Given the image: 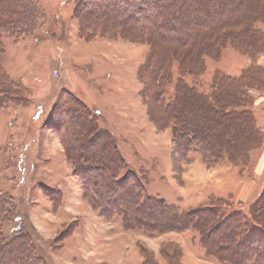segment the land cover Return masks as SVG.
Instances as JSON below:
<instances>
[{"label":"rangeland","instance_id":"obj_1","mask_svg":"<svg viewBox=\"0 0 264 264\" xmlns=\"http://www.w3.org/2000/svg\"><path fill=\"white\" fill-rule=\"evenodd\" d=\"M75 1L36 0L45 14L36 30L25 24L24 34L3 38L0 66L29 93V104L0 108V203L16 216L1 223L4 238L27 235L44 264H143L144 256L152 264H170L162 249L180 254L179 264H221L206 254L194 230L150 236L100 217L85 200L52 129L53 113L73 95L110 132L132 171L147 180L148 194L182 212L215 199L246 213L264 189V143L247 167L229 162L208 167L198 155L174 162L171 131H161L150 119L141 96L139 69L150 47L112 36L84 41L74 19ZM257 27L264 31V24ZM255 62L264 67V54ZM253 63L228 46L219 60L207 59L203 76L185 81L210 93L215 72L238 77ZM173 74L169 97L180 78L177 67ZM253 109L264 134V93L257 94Z\"/></svg>","mask_w":264,"mask_h":264},{"label":"trees","instance_id":"obj_2","mask_svg":"<svg viewBox=\"0 0 264 264\" xmlns=\"http://www.w3.org/2000/svg\"><path fill=\"white\" fill-rule=\"evenodd\" d=\"M232 1L237 0L75 1L74 19L84 41L112 36L150 47L139 69L141 96L150 119L161 131H171L174 162L198 155L208 167L222 162L247 167L262 149L264 134L253 108L257 94L264 93V67L255 62L264 54V31L257 27L264 24V0ZM42 19L36 0H0V53L4 36L24 34L25 24L34 32ZM228 46L249 56L253 65L238 77L215 72L210 93L186 83V77L203 76L207 59L219 60ZM175 67L180 78L169 97ZM28 94L0 66V108L25 106ZM73 97L55 109L52 129L85 200L100 217L119 219L126 232L150 236L194 230L206 254L221 264H264V189L246 213L215 199L182 212L148 194L147 180L132 171L110 132ZM10 217L16 218L0 203V264H44L27 235L4 238L1 223L14 221ZM167 246L177 249L176 243ZM161 254L179 264L180 254L164 249ZM144 258L143 264H152Z\"/></svg>","mask_w":264,"mask_h":264},{"label":"crops","instance_id":"obj_3","mask_svg":"<svg viewBox=\"0 0 264 264\" xmlns=\"http://www.w3.org/2000/svg\"><path fill=\"white\" fill-rule=\"evenodd\" d=\"M199 244H200V242H199ZM181 245V244H180Z\"/></svg>","mask_w":264,"mask_h":264}]
</instances>
